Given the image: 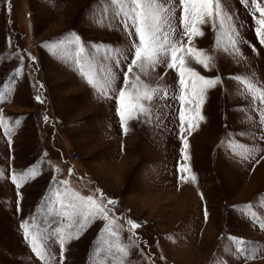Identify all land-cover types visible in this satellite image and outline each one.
I'll list each match as a JSON object with an SVG mask.
<instances>
[{"label":"rangeland","instance_id":"obj_1","mask_svg":"<svg viewBox=\"0 0 264 264\" xmlns=\"http://www.w3.org/2000/svg\"><path fill=\"white\" fill-rule=\"evenodd\" d=\"M222 5L239 34V52H225L226 37L217 45L216 30L200 26L204 35L192 43L212 57V67L194 60L189 66L221 82L207 91L204 119L193 120L190 130L187 117L194 112L186 110L181 133L179 78L166 64L141 74L159 91L145 102L149 112L122 129L116 96L138 40L124 30L110 0H0L6 124H0V264H46L25 238L24 221L29 239L44 245L47 264H264V125L256 111L264 106L254 105L235 79L264 90V45L254 31L251 0ZM180 11L173 21L177 39ZM81 67L98 86L111 81L107 96ZM77 193L116 202L108 208L118 236L101 232L102 218L83 221L81 209L71 206L80 203ZM127 220L140 227L129 231ZM57 230L66 239L63 259ZM117 246H127V255Z\"/></svg>","mask_w":264,"mask_h":264},{"label":"snow or ice","instance_id":"obj_2","mask_svg":"<svg viewBox=\"0 0 264 264\" xmlns=\"http://www.w3.org/2000/svg\"><path fill=\"white\" fill-rule=\"evenodd\" d=\"M110 2L115 6V16L120 19L124 30L128 32L130 37L135 36L138 40V42L136 40L132 42L131 62L127 64V71L123 72V86L119 88L116 96V112L120 118L122 129L127 131L125 125L128 120L139 119L140 116L149 112L145 102L152 101L154 95L159 91L158 88H152L145 83L141 79V74L147 76L150 72L155 71L159 65L166 64L168 69L176 71L179 78V95L176 98L181 105L179 110L180 132L185 131L186 110L189 113L194 112V114L187 117L189 121L188 129L190 130L194 126L192 124L193 120L204 119L201 115V107L207 91L215 88L221 82L220 76L206 77L189 66V62L194 60L196 64L203 65L205 68L212 67V57L206 55L203 49L195 47L192 43L193 38L204 35L201 25L210 24L216 30L217 45L220 44L221 34H223L226 37L223 50L227 52L232 49L238 53L239 49L236 46L239 34L230 23L232 16L224 10L222 0H179L178 4L175 3V0H166V3L161 2V0H110ZM239 2L242 5L249 6V0H239ZM177 8L181 9L179 23L182 31L179 33V39H177V29L173 23ZM251 11L256 25L254 28L256 37L259 43L264 45V5L258 3L257 0H251ZM256 13L259 14L258 18L255 15ZM185 38L188 41L187 46L184 44ZM76 41H79V37H76ZM80 51H83V49L81 48ZM117 51L120 56H124L122 51ZM124 58L127 59V57ZM77 64H80L79 60H77ZM116 64L119 66V58H117ZM80 70L90 85L99 87V90L107 96L105 88L111 81H106L105 85L98 86L97 81L88 72H85L82 67ZM235 79L244 85L245 91L252 96L254 105L259 101L260 105L264 106V90L259 89L247 78L236 76ZM3 97L4 92H0V99H3ZM36 98L40 99L39 96ZM256 111L259 114L260 124L264 125V107L257 108ZM0 124H4L6 127L2 114H0ZM7 130L10 131V129ZM181 139L184 140L183 135ZM186 147L187 141L185 140V145L181 148V154L185 155V159H187ZM244 147L245 152L250 153L255 150L248 149L247 146ZM182 168H187V165H183ZM182 168L178 167L177 171L180 172ZM26 177L27 173L19 179L24 180ZM12 179L14 183L17 182L16 175H13ZM192 179L195 180L194 174ZM63 183L66 184L67 182ZM19 186V183H17V187ZM75 195H77L80 203H74L71 206L74 209H81L80 214L84 222L89 217L102 218L107 223L101 229V232L118 236V232L113 230L115 221L110 218L108 208V205L116 203L114 200L109 199L107 204H104L91 195L79 196L78 193ZM243 207L246 212L251 209V205H244ZM251 215L255 216L256 213L252 212ZM205 216L207 217L206 212ZM127 224L129 231L140 227L138 223L132 220H127ZM27 225V221L21 223L25 238L29 240L31 249L36 256L47 264L49 257L44 250V245L38 243L36 237L29 239L30 232ZM80 226L82 227L83 223ZM261 227H264V223L261 224ZM57 232L59 234L61 258L63 259L66 239L62 232H59V230ZM229 239L235 243H242L235 237H229ZM126 247L117 246V250L127 255ZM98 251H103V249H98ZM100 264H103V262L101 261Z\"/></svg>","mask_w":264,"mask_h":264},{"label":"built area","instance_id":"obj_3","mask_svg":"<svg viewBox=\"0 0 264 264\" xmlns=\"http://www.w3.org/2000/svg\"><path fill=\"white\" fill-rule=\"evenodd\" d=\"M70 159H71L72 161H76V160L78 159V154H77L76 152H72V153L70 154Z\"/></svg>","mask_w":264,"mask_h":264}]
</instances>
